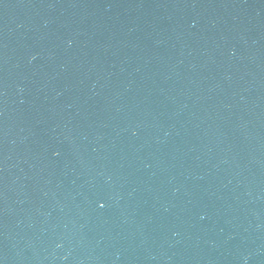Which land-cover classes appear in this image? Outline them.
<instances>
[{
  "label": "water",
  "instance_id": "95a60500",
  "mask_svg": "<svg viewBox=\"0 0 264 264\" xmlns=\"http://www.w3.org/2000/svg\"><path fill=\"white\" fill-rule=\"evenodd\" d=\"M0 264H264V0H0Z\"/></svg>",
  "mask_w": 264,
  "mask_h": 264
}]
</instances>
